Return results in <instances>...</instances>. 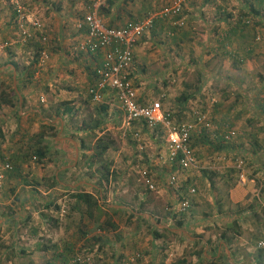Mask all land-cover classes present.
<instances>
[{
  "label": "rangeland",
  "instance_id": "374dc122",
  "mask_svg": "<svg viewBox=\"0 0 264 264\" xmlns=\"http://www.w3.org/2000/svg\"><path fill=\"white\" fill-rule=\"evenodd\" d=\"M11 1L13 2V0L5 1L4 12L7 22L2 31L0 30V92L8 93L12 88L15 91L16 99L13 98L12 100L13 107L3 105L0 109V178L16 182L19 185H26L35 179L34 175H37V180L40 176L44 177L41 189H38L39 192L34 195L35 202L21 194L20 191L23 189H19L18 197L21 199L22 196V200L27 201L23 205L28 204L31 208L27 212L19 210L20 218L18 219L21 221L26 216L29 219L35 217L33 212L38 214L41 206L44 210L41 212L44 219L50 220L54 216L59 217L63 227L74 229L77 234H80L88 229L86 220L83 222L81 219L86 208L82 203L72 198L75 193H90L89 195L96 201V205L101 201L107 203L106 205H121L120 213L132 210L148 214L151 213L150 208L139 205V198L148 197L154 201V198L160 199L158 195H162L164 191L169 201L164 203L159 200L160 203L153 202V206L162 208L161 210L172 216L173 219H179L174 220V223H183L181 220H192L188 223V225H192L195 223V217H198L196 222H208V226L201 224L202 227L206 226L204 229L208 231L206 239L208 240L209 251L206 252V255H211V257L215 255L218 241L221 243L227 241L228 248H255L257 239L264 234V175L256 176L258 173L254 172L255 168L253 167L254 164L258 167H264V54L258 52L255 59L245 61L239 54L238 59L232 58L239 65H233L232 61L221 58L220 52L210 56L213 43L208 41L207 45L203 46L202 39L204 37L212 39L211 29L208 30L206 25L211 20V16L208 12L204 13L203 11L195 15L194 22H189L191 25L185 23L186 35H183L185 39L183 42L186 43L178 46L170 41L168 43L171 45L167 46V41L174 33L179 34L178 30L182 27V23L178 20L184 13L179 0H164L169 2L161 7H151L153 9L144 13L141 18L132 15L134 13L132 8L145 0H82L83 5L81 7H92L94 3H97V13L98 11L103 13L107 11L106 9L108 11L113 9L115 13L124 11V19H118L120 23L118 25L121 26L124 22L143 21L149 15L158 14L162 8L171 6L175 2L180 4V12L177 16L170 15L159 19L166 23L171 22L170 25L173 29H165L167 31L166 36L160 34L150 37L151 30L146 29L151 44H145L146 46L139 53V56H134L132 53L129 79L139 100L147 102L161 97V110L171 115V122L192 126L189 145L193 151L195 163L190 169L181 170L166 162L165 130L163 127L147 128L141 123H134L129 127L128 133L123 132L122 110L115 93L107 88L103 89L98 92L97 100L88 94V89L94 84L92 71L86 72L89 83V87L85 89L84 93L89 101L86 111L89 114L91 112L88 108H98V112L107 117L108 120L98 126H94L91 121L88 122V125L83 126L79 123L77 126L72 123L71 118H63L58 115L63 121L62 124L66 126V134H68L67 131L70 126L81 129L82 126L85 127L84 134L75 135L76 138L80 137L78 141L81 142V148L78 150L74 148L76 155H74V150L69 147L67 154L64 153V156L61 157V153L56 150L57 144H54V139H59L65 135L60 136L64 133L57 135L59 123L56 125L52 123L60 109H58V113H53V106L43 108L42 103L38 101L39 92L35 91L34 85L37 84L39 74L48 66L49 62L51 63L54 58L56 59V55L57 59L62 55L65 56L62 59H67V61L63 62L62 65L68 66L66 70L70 69L69 66H73L72 62L78 59L81 54H77L78 57H75V54L71 52L73 56L71 57L68 50L71 49L72 51L75 44L78 47L83 40V35L79 43H76L75 40L68 42V44L63 42L68 37L61 36V33L68 28L60 23V15L55 13L61 0H41L34 5L36 7H28L22 0H19L18 5L26 13L27 19L37 21L40 26L38 29L28 26L27 34L22 37L14 26L15 18H13ZM241 4H243L242 0L229 1V7H222L225 12L221 17L226 18V15H231V17L226 18L229 20L230 26H235L237 21L236 26H239V31L244 32L243 35L246 39H251L254 43H264V27L261 26L258 18H250L248 14L242 16L243 12L238 8V5ZM211 6L209 2L207 7ZM262 7L264 9V6ZM120 9L122 11H119ZM100 16L102 23L111 27L103 15L100 14ZM173 16L178 17V19ZM263 17L264 12L261 13V18ZM48 20L51 22L49 25L45 23ZM118 25L113 23L112 26ZM70 29L74 30L73 27ZM167 33L172 34V36H167ZM58 34L59 39L56 38ZM160 39L163 42H160ZM158 43L162 44L164 48L158 50ZM248 45H251L250 41ZM64 51L66 52L64 53ZM76 51L74 50V52ZM43 54L46 56L44 61L41 60ZM84 54L86 55V53ZM198 54H201L200 58L203 59V62L205 61L204 65L208 70L210 68L218 72L216 75H211L214 77L211 79V84L203 85V87L195 84L196 77L198 80L202 78V75L199 77L198 73L194 71L193 66ZM239 58L241 62H239ZM57 59L54 60L56 63ZM9 63L16 66L15 70ZM190 64L193 68H188ZM233 84H237L238 87ZM183 96H185L184 100H180ZM36 99H38L39 106H37ZM101 106H105V110ZM34 110L37 112H33ZM193 111L205 119L208 124L207 128L202 129L194 122ZM108 112L111 114L107 115ZM92 114H89L90 118ZM7 116L9 118H6ZM43 117L47 118L48 122L44 120V124H40V118ZM83 117L84 114L76 116V122H80ZM99 131L106 132L104 135L111 141V148L103 153V159L108 164V169L112 171L110 177H107V181L101 180L99 175L94 172L92 145L94 137ZM37 133L44 135V141L47 143H45L46 150L41 161H38L34 154L38 146V138L35 136ZM134 133L137 134V138H133L132 134ZM225 137L227 140H224ZM253 142L257 144L259 149L256 146L253 147ZM39 145L43 146V144ZM250 149H257V151L252 154L249 153ZM260 150L262 152L258 154ZM3 160L9 161L10 170L1 171ZM22 160L24 161L21 162ZM15 167L21 169V172H25V174L15 173ZM30 167L33 168L31 169L32 172L29 170ZM61 167H64L62 171ZM57 169L58 174L56 176L54 173ZM199 174L203 175L206 184L199 182L197 178ZM172 175L175 176L176 183L169 185L168 179ZM248 179L252 181L255 196L263 203L258 204L257 200H254L255 203L248 204L250 205L248 207L242 203L235 207L228 202L229 190L236 184L244 187ZM45 185L51 186V188L48 189ZM91 185H95L99 189L101 198L98 196V190L93 189ZM189 189H193L194 193L189 194ZM50 197L52 198L48 202ZM40 199L42 204L39 203ZM181 201H189L190 207L185 213L177 212L178 204ZM45 204H47L46 209H44ZM21 209L24 210V207ZM104 209L111 210L108 206ZM240 210L246 211L243 215L241 214L242 220L234 224H231L230 221V223L226 222L228 217ZM31 212L33 216L29 214ZM99 213L97 206V210L92 211L91 216L93 220L96 219V222L92 223L91 229L103 228L107 230V227H111L110 225L119 227L126 223L124 221L125 215L116 216L115 212H110L107 220L101 218L99 221ZM249 214L250 217H248ZM192 217L193 219H191ZM216 220L219 221L216 222ZM18 223L21 224V222H15V224ZM144 223H146L145 220ZM41 226L44 228V224ZM220 235H224L225 239L220 238ZM92 250L90 252L78 248L71 252V258H73L71 263L98 264L102 260L101 256L98 255H108L109 253L114 255L115 248L109 246L104 250ZM232 254L238 256L242 264L249 261L246 251H235ZM51 255L53 252L37 251L36 256L43 257L37 263H49ZM24 256L26 255H19L14 250L5 255L6 261H10L12 264H24ZM219 257V264L231 262L234 259L230 256L227 258L222 250ZM1 258L2 255H0V260ZM33 259L32 257L29 258L30 262L37 264L33 262ZM209 261L206 264H216L214 259Z\"/></svg>",
  "mask_w": 264,
  "mask_h": 264
},
{
  "label": "crops",
  "instance_id": "0c3cea01",
  "mask_svg": "<svg viewBox=\"0 0 264 264\" xmlns=\"http://www.w3.org/2000/svg\"><path fill=\"white\" fill-rule=\"evenodd\" d=\"M5 1L6 0H0L1 31L6 26L5 24L7 22V19L5 17L6 13L4 12ZM22 1L28 7H32L35 4L39 3L41 0ZM179 1L181 6H183L184 13V15H182L178 20L180 23H182V29L180 28L178 30L179 34L174 33L173 36L172 34H170L172 37L167 41V46L171 45V43H168L170 41H173V44H177L178 46L183 45V43H186L183 42V40H185L183 38V35H186L185 30L187 23L194 22L193 20H195V15L200 14L199 12L203 11L204 13L208 12L210 14L209 16H211V20L206 23V25L208 30L211 29L212 39L210 40L208 39V37H204L202 39L203 46H206L208 41H211L213 43L212 48L210 50V56H212L214 53L219 54L220 52L221 58H225L227 61H232L231 63L233 65H239V63L235 62L232 59L235 56L234 54H236L237 58L238 55L241 54L243 61L248 59H255V56L258 52H262V54H264L263 42L254 43L251 41V39H246V37L243 35L244 32L239 31V26H236L237 21L234 24L235 26H230V22L226 18L231 17V15H226V18L221 17L225 12V9L222 7H229V1L235 0ZM242 1L243 4L238 5L239 10L243 12L242 16L248 14L250 18H258L259 22L261 23V26L264 27V17L261 18V13L264 12V9L262 7L264 6V0ZM167 2L169 1L145 0L144 2L136 4L135 7L132 8V12H134L132 15H136V18H141L144 13L149 12L153 9L151 7H161ZM209 2L212 5L211 7H207V4ZM82 5V0H61L59 1V6L56 8L57 12L55 13L60 15V23L65 25L66 28H68V30L64 29V31H62L61 33V36L68 37L67 40H63V42H67V44L72 40H75L76 43H79L82 38L83 30L77 31L75 25L77 21L81 20V17L85 15L90 8L81 7ZM129 9L131 10V8ZM119 11H122V9H120ZM123 12L115 13L112 9L108 11V14L104 18L111 25V27H114L112 26L113 23L115 25H118L120 24L118 22V19H124L123 17L125 16ZM231 12H233V10H231ZM45 23L49 25L51 22L48 20L45 21ZM170 23H166L162 20L153 21L151 26L148 28L151 30L150 37L157 36L160 34H164L166 36L167 31H165V29L170 30L172 28ZM120 26L121 25L115 27L117 28ZM71 27H73L74 30H71ZM170 35H168L167 33V36ZM57 37L59 39V34L56 36V38ZM219 37L220 39H218ZM149 40L150 39L148 37L147 31L141 36V38L137 41L136 45L133 47V55L139 56V53L146 46L145 44H151V41ZM249 41L251 45H248ZM160 42H163L162 39H160ZM76 45L77 44L73 46L72 51L71 49L70 51L68 50V54L71 57H73L71 52L75 54V57H78L77 54L81 55L80 57H78V59H75L72 62L73 66H69L70 69L66 70V67L68 66H66V64L62 65L63 62L67 61V59H62L65 56L62 55L59 59H57L58 57L56 55L55 57L57 59V63L56 61H54L56 60L55 58L53 61H51V63L49 62L48 66L43 69L42 72L39 74V77L36 81L37 84L34 85V87L36 88L35 91L39 92V100L36 99V101L38 100L40 103H42L43 108L47 106H53V108L55 109H53V113H58V109H60V112L57 114V117L55 116L52 123H54L55 125L59 123L57 135H60L61 133L64 134L60 136L65 135L64 137H61L59 139H54V144H57L56 150L61 153V157L64 156V153L67 154L69 147L74 150V155H76V150L80 148L79 145H81V142L78 141L80 137L76 138L75 135L80 136V133L84 134L85 127L83 126L88 125L89 121L93 122L94 126H98L102 125L108 120L107 117L103 116L98 112V108L94 109L92 107L88 108L91 112L89 114H97L95 115V117L94 114H92V117L90 118V115L86 111L87 104L89 101L84 95L85 89L89 87L88 76L86 75V72H90L94 69L95 65L99 62L101 55L86 54V56L83 51L74 52V48L76 47ZM163 48L164 47L162 46V44H157L158 50H161ZM65 52L66 51H64V53ZM44 55L45 54L42 55L41 60L46 58V56ZM200 55L198 54L196 62L193 66L195 68L194 71L198 73V76L200 77V75H202V78H199L200 84L198 82V77H196L197 79L195 84L196 86L199 85L200 87H203V85L207 86L211 84V79L214 78L211 75H216V73L218 72L210 68L208 70L204 65L205 61L203 62V59L200 58ZM191 65L192 64H190L188 68H191ZM226 69H228V67H226ZM12 74L14 73L12 72ZM233 85L236 86L237 84ZM196 90H198V87H196ZM38 101L37 106H39ZM101 108L105 110L106 107L101 106ZM33 112H37V110H34ZM79 114H84V117L81 119L80 122L77 123L75 117ZM108 114L111 113L108 112L107 115ZM58 115L63 118H71L70 120L72 121V123L77 126L79 123L83 124L82 129L78 127L76 128V126H70L68 127V134H66V126L62 124L63 121L60 117H58ZM6 118L9 117L7 116ZM44 120L47 121V118H40L39 123L44 124ZM102 133L103 131L97 132V136H95L94 139L97 137H101L106 132L103 134ZM3 161L4 162L2 164H4L5 162L9 164L8 160ZM23 161L24 160H22L21 162ZM24 166L26 165L24 164ZM253 167L255 168L254 172H256V174L258 173L256 176L259 177V175H264V167H258L255 164L253 165ZM31 169L33 168L30 167L29 170L31 171ZM62 169H64V167H61V171ZM14 172H17L19 175L25 174V172L22 173L21 169H18V167H15ZM26 173L29 174L28 172ZM54 174H56L57 176L58 169L57 171H55ZM34 178L35 179H33L32 182L29 181V183L26 185H19L16 182L6 181L5 178L4 180L1 179L2 181L0 180V255H2L0 264H12L10 261L7 262L5 257L6 253L11 252L12 250L17 251L19 255H26L24 256V264H33L29 260V258L31 257L34 258L33 262L37 263L41 261L43 257L36 256L37 251H41L43 253L53 252V255L49 257L50 261L47 264H72L71 262L73 258H71L70 254L78 248L92 252V249L104 250L109 246L115 248L114 255H110V253L108 254L109 257L108 255H98L102 258V260H100L98 264H206L210 262V259H214L216 261V264H219V254L221 250L224 252L227 258L228 256L234 258L231 262L228 261L224 264H242V261L239 259V257L234 256L232 254L235 251L247 252L246 256H248L249 261L246 262V264H264V250L259 249L256 246L257 241L264 237V234L262 237H259V239H257L254 245L255 248H228L227 241H224L222 243L221 241H218L216 251L214 253L215 255L212 257L211 255H206V252L209 251L207 245L208 240L206 239L208 231L204 229V227L209 225L208 222H196L198 221V217H195V223L192 225H188V223H190L192 220H181L183 221V223H174V220L179 219H173L172 216L164 213L161 210L162 208H157L153 206V202L160 203L161 201L165 203L169 201V198L164 193V191V194L162 193V195H158L160 199L154 198V201L148 199V197L139 198V205L147 206L148 208H150L151 213L148 214L132 210H128L125 213H120L119 210L122 208L121 205H106L107 203L101 201L97 205L100 212V216L98 217L99 221H101V218H106L107 220V217L110 215V212H115L116 216L121 215L122 217V215H125L124 221H126V223L124 225L119 227H115V225L110 228L107 227V230H104L103 228L97 230L91 229V226L93 225L92 223H95L96 219L91 220L90 216H88L85 212L82 215L81 219L83 222L84 220H86L88 229L86 231H82L80 234H77L76 230L69 228L66 229L65 227H63L60 224L61 222L59 221V217L54 216L50 220L47 218L44 219L41 215V212L44 211L42 210L41 206L40 210L38 211V214H36L37 212L35 211V213L33 212L35 217L29 219L28 216L24 218L23 216H21V218L23 219H21L20 221V219H18L20 218V215H18V211L21 210V212H27L31 207L28 204L23 205L26 200H22V196L20 199L17 193L21 188L23 190L20 191V193L23 194L26 198L32 199V201L35 202L36 200L34 195L36 192H39L38 189H41V186L44 182V177L40 176V178L37 180V175H34ZM197 178L199 182H204L206 184V180L204 179L203 175L199 174L197 175ZM58 184L63 185L62 183ZM245 184L246 185L244 187L239 184H236L231 187L228 194V202L233 204L235 207L237 206V204L240 203L245 204L246 207H248L250 206L248 204L255 203L254 200H257L258 204L263 203V201L259 200V198L255 196L252 181L248 179ZM91 187L95 190H98V196L99 198H101L99 189L95 185H91ZM46 188L49 189L51 188V186H46ZM51 198L52 197L48 199V202H50ZM39 203L42 204L41 199ZM46 205L47 204L44 205V209H46ZM107 206L111 209L110 211L104 209ZM22 207H24V210L21 209ZM245 212L246 211L244 210H240L237 213H233L230 217L226 219V222H231V224L237 223L238 221L243 219L241 214L243 215ZM29 214L32 215V212ZM248 217H250V214L248 215ZM191 219H193V217ZM144 220L146 221V223H144ZM218 221L219 220H216V222ZM15 222H21V224H15ZM42 224H44V228H42ZM201 224H204L206 226L202 227ZM223 238L225 239V236Z\"/></svg>",
  "mask_w": 264,
  "mask_h": 264
},
{
  "label": "built area",
  "instance_id": "2783aa9c",
  "mask_svg": "<svg viewBox=\"0 0 264 264\" xmlns=\"http://www.w3.org/2000/svg\"><path fill=\"white\" fill-rule=\"evenodd\" d=\"M18 1L13 0L11 4L15 14V26L23 37L28 32V26L35 29L40 26L37 21L27 19V15L22 7H19ZM97 10V3H94L75 25L77 30H83V40L75 50L83 51L89 55H101L99 62L93 69L94 84L88 89V94L94 100H97L98 92L103 89L107 88L115 93L122 110L123 132L128 133L130 131L129 127L134 123H141L147 128L163 127L165 130L166 162L181 170H187L195 163L193 151L189 145L192 126L185 123L176 124L171 122L169 113L161 110V97L140 105L135 88L129 79L134 45L154 20L179 14L180 4L175 2L171 6L162 8L158 14L149 15L143 21L127 22L117 28L105 26L100 20ZM192 117L200 128L208 127L205 119L200 117V114L196 111H193ZM132 136L137 138L136 133ZM224 140H227V137ZM8 170H10V165L5 162L1 167V171ZM168 183L169 185L176 183L174 175L168 179ZM149 188L151 189V186ZM193 192V189L188 191L189 194ZM188 208L189 203L181 201L178 204L177 211L184 213ZM256 246L264 250V237L257 241Z\"/></svg>",
  "mask_w": 264,
  "mask_h": 264
},
{
  "label": "trees",
  "instance_id": "16d2710c",
  "mask_svg": "<svg viewBox=\"0 0 264 264\" xmlns=\"http://www.w3.org/2000/svg\"><path fill=\"white\" fill-rule=\"evenodd\" d=\"M106 10H108V9H106ZM12 13H14V12H12ZM97 14H98V16L100 18H101L100 14L103 15V17H105L107 15V11H105L103 13H101V11H98ZM14 15L15 14H13V18H15ZM177 15H175V16H177ZM175 16H173V17L175 19H178V17H175ZM130 22H134V20L130 21ZM14 26H15V24H14ZM15 28H16V26H15ZM174 28H176V27H174ZM171 29H173V27ZM234 59L235 60L238 59L236 55L234 56ZM239 62H241L240 59H239ZM9 64H11V63H9ZM10 66L12 67V69L15 70L16 66L13 63ZM92 73H93V70H92ZM198 82H200V79L198 80ZM184 97L185 96L181 97L180 100H184ZM13 98L16 99L15 91L12 90V88L9 90L8 93L0 92V109H1V106H3V105L4 106H8L10 108L13 107L14 106V103L12 101ZM138 103L140 105H143V104H145V101L144 100H139ZM229 132H231V131H229ZM35 136H37V138H38V140H37L38 146L35 149L34 154L36 155L37 160L41 161L42 160L41 158L44 157V152L46 150L45 146H46L47 143L44 141L45 140L44 139L45 138L44 135H41V134L37 133ZM254 142L252 143V145L254 144L253 147L256 146V148L259 149L257 147V144L254 143ZM39 144H43V146L39 145ZM79 146L81 148V145H79ZM109 148H111V141L105 135H102L101 137H97V138L94 139V142H93V145H92V150H93V155H94V158L92 157V159H93V163H95L94 172L97 173L99 175V177L101 178V180H103V181H107V177H110V175L112 173V171H110L108 169V164L105 163V161L103 159V153ZM257 149H250L249 153L254 154L255 151H257ZM261 152H262V150H260L258 152V154H261ZM72 198L84 205V207L86 208L87 215L90 216V218L92 217L91 216L92 215V211L97 210L96 201L93 200L92 196L89 195V194H86V193H75V195H73ZM92 219H93V217H92ZM110 226L112 227V225H110ZM223 236L224 235H220V238H223Z\"/></svg>",
  "mask_w": 264,
  "mask_h": 264
},
{
  "label": "clouds",
  "instance_id": "9594fccd",
  "mask_svg": "<svg viewBox=\"0 0 264 264\" xmlns=\"http://www.w3.org/2000/svg\"><path fill=\"white\" fill-rule=\"evenodd\" d=\"M170 115V114H169ZM170 117H171V115H170ZM190 138V137H189ZM191 148V147H190ZM194 155V154H193ZM195 158V157H194ZM191 168V167H190ZM190 168H188V169H190ZM187 169V170H188ZM194 191V190H193ZM194 193V192H193ZM188 203H189V201H187ZM189 207H190V204H189ZM189 209V208H188ZM178 212V211H177ZM179 213V212H178ZM185 213V212H184Z\"/></svg>",
  "mask_w": 264,
  "mask_h": 264
}]
</instances>
